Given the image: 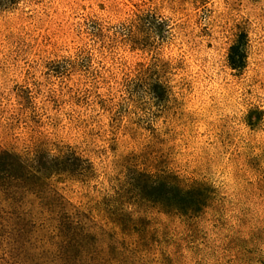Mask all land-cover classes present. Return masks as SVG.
I'll return each instance as SVG.
<instances>
[{
	"label": "rangeland",
	"instance_id": "rangeland-1",
	"mask_svg": "<svg viewBox=\"0 0 264 264\" xmlns=\"http://www.w3.org/2000/svg\"><path fill=\"white\" fill-rule=\"evenodd\" d=\"M17 252L264 264V0H0V258Z\"/></svg>",
	"mask_w": 264,
	"mask_h": 264
},
{
	"label": "trees",
	"instance_id": "trees-1",
	"mask_svg": "<svg viewBox=\"0 0 264 264\" xmlns=\"http://www.w3.org/2000/svg\"><path fill=\"white\" fill-rule=\"evenodd\" d=\"M230 66L232 68H237L236 65L234 63H232V61H230ZM24 217L25 218L20 219V223L23 221L25 222L27 220V218H28L27 215ZM14 226H16V225L14 224ZM11 231L15 233L16 229H13ZM24 232H19L17 236L18 237H25V239H24L25 243L32 242V243L40 245V246H42V245L45 246L47 244H50L48 240H45L46 237H42V236L38 237V236L32 235L31 230L28 232H25V233ZM21 233H23V234H21ZM53 244L54 243L52 241L51 245H53ZM61 256L62 257L68 256L71 258L72 257L75 258V256L70 255V254H62ZM56 259L60 260V257L56 256ZM76 259H77V257H76ZM40 262H41V258H39L38 255L34 254V255H28V257H26V254L20 253V252L14 253L13 255L7 254V255H4L2 258H0V264H40ZM49 264H54V263L50 262Z\"/></svg>",
	"mask_w": 264,
	"mask_h": 264
}]
</instances>
